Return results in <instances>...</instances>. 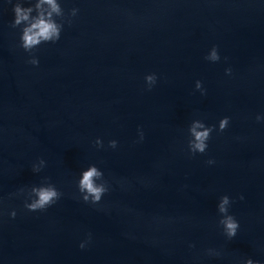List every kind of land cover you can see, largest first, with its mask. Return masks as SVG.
I'll return each instance as SVG.
<instances>
[{
	"label": "water",
	"instance_id": "obj_1",
	"mask_svg": "<svg viewBox=\"0 0 264 264\" xmlns=\"http://www.w3.org/2000/svg\"><path fill=\"white\" fill-rule=\"evenodd\" d=\"M17 2L0 0V264H264V0H58L78 14L31 54L10 26ZM194 120L214 131L190 155ZM90 165L109 186L95 205L77 190ZM45 178L62 195L28 212L14 194Z\"/></svg>",
	"mask_w": 264,
	"mask_h": 264
},
{
	"label": "clouds",
	"instance_id": "obj_2",
	"mask_svg": "<svg viewBox=\"0 0 264 264\" xmlns=\"http://www.w3.org/2000/svg\"><path fill=\"white\" fill-rule=\"evenodd\" d=\"M47 6L45 8L44 6ZM35 9L36 15L32 16L31 13ZM33 7H22L20 0L13 6L14 19L11 23L12 28L20 27L21 35L19 37V47L24 52L31 54L32 50L37 48L42 43H53L55 44L60 39V34L64 23H71V18L78 14L79 9L72 8L67 16L64 10L61 8L58 0H38ZM59 21V22H58ZM22 26V27H21ZM205 60L215 63L220 60L217 48H213L209 51L208 55L205 56ZM29 64L36 66L38 60L36 58L29 59ZM225 75H231V69H225ZM147 90L156 84L157 77L155 74H149L144 77ZM195 90L200 91L201 95L205 94L204 89L200 81L195 82ZM256 120L259 122L261 116H257ZM229 124V118L224 117L218 123V127L215 129L217 132H223ZM188 142L187 148L190 155L203 154L208 147V140L211 137V133L214 131L212 126H206L200 120H194L188 127ZM138 135L140 140H143V132L138 129ZM95 147L100 149L103 147L102 141L96 139L94 141ZM108 147L115 149L117 142L111 140L108 143ZM207 164L211 165L214 163L213 160H208ZM45 167V161L40 159L38 163L32 166L34 173L40 172ZM77 190L80 194V198L85 203H91L93 205L98 204L102 197L109 191V186L103 178V173L94 165L88 166L86 170L80 173V177L77 183ZM27 192L29 199H25L24 208L28 212L44 211L48 207L55 204L61 197L56 187L48 182L45 178L40 186H33L28 190L20 189L18 193L14 195H22ZM243 199V197H240ZM230 199L228 196H222L217 204V211L221 216L218 224L222 228V234L229 240L233 239L239 229V223L234 216L228 213L230 206ZM10 217L14 218L16 212L9 213ZM81 249L85 247V243L79 245ZM192 247V245H189ZM209 256H219V252H215L212 249L207 250ZM243 264H254L252 259H245Z\"/></svg>",
	"mask_w": 264,
	"mask_h": 264
}]
</instances>
